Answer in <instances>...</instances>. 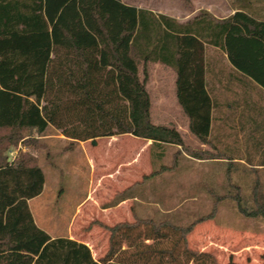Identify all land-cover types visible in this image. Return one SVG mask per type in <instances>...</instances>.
Segmentation results:
<instances>
[{"label": "trees", "instance_id": "1", "mask_svg": "<svg viewBox=\"0 0 264 264\" xmlns=\"http://www.w3.org/2000/svg\"><path fill=\"white\" fill-rule=\"evenodd\" d=\"M263 2L237 0L239 10L227 18L202 10L181 23L124 0H0V264H222L189 246L194 227L212 214L187 226L154 219L117 223L99 260L86 243L51 236L29 204L46 182L37 156L21 150L11 158L1 142L33 146L26 137L54 127L69 143L132 134L153 146H183L176 128L151 120V62L176 71L189 129L209 142L206 45L219 46L237 71L264 88V20L250 13ZM132 197L124 192L117 203Z\"/></svg>", "mask_w": 264, "mask_h": 264}, {"label": "rangeland", "instance_id": "2", "mask_svg": "<svg viewBox=\"0 0 264 264\" xmlns=\"http://www.w3.org/2000/svg\"><path fill=\"white\" fill-rule=\"evenodd\" d=\"M124 1L169 16L176 12L175 7L192 11L204 4V0H190L191 6L182 0ZM227 3L235 6L237 0H227ZM222 13H226L225 9ZM151 71L159 73L162 68L153 65ZM152 92L157 99L154 87ZM168 114L154 112L160 121L166 116V123ZM59 136L62 137L61 131L50 127L45 136L32 133L26 137L33 140V146L24 145L23 140L1 142L3 153L11 158L21 150L37 156L46 182L42 194L29 204L38 226L51 236L82 241L99 260L109 249V227L117 223L154 219L187 226L212 214L213 218L198 223L189 234L191 248L212 253L222 264L231 260L238 264H264V170L234 161L230 157L232 144L204 146L187 138L182 150H175L172 144H162L161 148L152 146L150 155H143L137 166H152L156 175L161 176L154 175V180L144 186L134 183L124 190H117L113 184L107 194H102L99 203H81L91 183L89 164L78 142L58 140ZM183 151L202 155L207 160L191 163L184 158ZM129 158L132 163L131 155ZM115 166L116 161L111 166L112 172ZM162 167L169 169L161 172ZM124 192L144 199L117 203L118 196ZM165 245L172 243L165 242Z\"/></svg>", "mask_w": 264, "mask_h": 264}, {"label": "crops", "instance_id": "3", "mask_svg": "<svg viewBox=\"0 0 264 264\" xmlns=\"http://www.w3.org/2000/svg\"><path fill=\"white\" fill-rule=\"evenodd\" d=\"M226 2L227 0H204L200 8L192 11L186 7L184 9L175 7L176 12H172L171 17L184 23L198 15L201 10H206L218 19L227 18L235 14L239 6L237 4L232 6ZM257 5H253L250 13L257 19L264 20V5L262 3ZM224 9L225 14L222 13ZM150 10L161 13L154 9ZM153 65L161 67L162 71L152 73L151 66ZM149 69L147 89L151 96V120L154 124L176 128L184 141L191 138L204 146L207 143L232 144L233 152L230 157L234 161L250 168L253 165L256 169L264 170V88L252 78L237 71L223 49L212 44H207L205 49V85L213 101L211 132L207 143L199 141L189 129V118L184 113L177 97L176 71L160 62H151ZM152 87L157 91V99L154 98ZM156 111L169 113L168 122L166 123V116H162L161 121L158 120L154 115ZM57 138L62 141L69 140L64 135ZM93 141L96 143L94 144ZM78 143L88 161L91 175L87 196L81 203H99L102 194H107L113 184H116L117 190H124L134 183L144 186L145 183L154 180L152 166L145 168L137 166L143 155H150L152 140L132 134H117L99 137L96 140L78 141ZM172 146L175 150H182L181 145L172 144ZM157 147L161 148L159 145ZM130 155L132 158L134 157L132 155H135L132 163H129ZM183 155L191 163L207 160L202 155L186 151H183ZM114 161H116V168L114 167L115 170L112 172L110 169ZM247 161L260 162L252 164L253 162ZM130 164L132 167H129ZM158 176L161 175H156ZM143 199L137 195L119 203L142 202ZM32 200H29V203H32Z\"/></svg>", "mask_w": 264, "mask_h": 264}, {"label": "water", "instance_id": "4", "mask_svg": "<svg viewBox=\"0 0 264 264\" xmlns=\"http://www.w3.org/2000/svg\"><path fill=\"white\" fill-rule=\"evenodd\" d=\"M93 143L95 144L96 142H95V141H93Z\"/></svg>", "mask_w": 264, "mask_h": 264}]
</instances>
